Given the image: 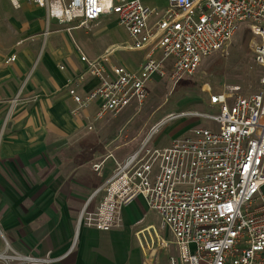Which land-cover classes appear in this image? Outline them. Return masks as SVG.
Listing matches in <instances>:
<instances>
[{
    "label": "built area",
    "instance_id": "built-area-1",
    "mask_svg": "<svg viewBox=\"0 0 264 264\" xmlns=\"http://www.w3.org/2000/svg\"><path fill=\"white\" fill-rule=\"evenodd\" d=\"M23 1L10 0L15 8ZM30 1L48 7L51 0ZM58 2L68 23L115 15L132 41L127 49L145 53L141 69L134 72L109 66L107 58L89 60L77 47L86 74L97 78L99 86L83 97L76 88L86 76L68 80L73 116L95 102L97 121L134 103L143 105L155 79L192 76L244 26L260 40L255 61L264 68V0H169L163 13L140 0ZM15 60L13 56L7 63ZM261 83V91L248 97L212 96L210 105L218 112L203 117L213 127L196 128L169 147L148 144L164 124L187 115L170 116L154 127L138 151L116 163L113 176L98 191L104 193L98 209L82 211L78 226L85 221L88 228L110 232L121 221L123 210L140 200L160 217L159 228L144 230L151 251L168 248L159 231L174 238L179 262L172 258L171 264H264V77ZM95 170H102V165ZM0 237L4 238L1 230ZM11 259L29 264L62 261L50 256Z\"/></svg>",
    "mask_w": 264,
    "mask_h": 264
},
{
    "label": "crops",
    "instance_id": "crops-1",
    "mask_svg": "<svg viewBox=\"0 0 264 264\" xmlns=\"http://www.w3.org/2000/svg\"><path fill=\"white\" fill-rule=\"evenodd\" d=\"M80 21L65 22L58 0L48 7L24 0L20 8L0 0V253L6 246L25 256L60 258L57 264H143L141 250L151 248L142 249L122 232L77 229L80 212L98 209L104 197L98 191L116 169L106 173L112 156L99 176L77 164L76 155L67 157L79 149L72 148L85 129L93 131L99 122L96 102L78 116L71 114L68 80L86 76L76 88L83 97L99 86L86 74L77 47L89 60L107 58L109 66H130L125 54L108 59L120 51L141 53L142 64L145 57L127 49L131 43H114L111 30L120 26L115 15ZM13 56L16 60L7 63ZM139 207L147 209L140 200L126 208L125 227L137 222Z\"/></svg>",
    "mask_w": 264,
    "mask_h": 264
},
{
    "label": "rangeland",
    "instance_id": "rangeland-1",
    "mask_svg": "<svg viewBox=\"0 0 264 264\" xmlns=\"http://www.w3.org/2000/svg\"><path fill=\"white\" fill-rule=\"evenodd\" d=\"M140 1L159 13H163L169 3V0ZM111 31L114 43H121L122 45L132 43L123 27L116 26ZM259 42V38L251 28L244 26L228 46L205 59L192 76H184L176 80H173L171 76L166 79H155L149 85L148 97L143 105L134 103L121 113L110 115L99 121L93 131L85 129L81 141L76 145L78 147L72 148L79 149L68 152L69 161L76 155L77 158L74 159L77 164L85 163L93 172L92 174L99 176L102 170L96 171L95 167L102 165L103 168L105 161L109 156H112L111 160L106 163V173L109 175L116 168L115 161H122L128 155L138 151L150 136L153 128L170 116L187 115L160 127L158 132L149 140V148L169 147L175 139L188 136L196 128L213 127L214 123L203 117L206 115L213 116L218 112V108L210 105L212 96L227 94L231 98L236 96L248 97L261 91L264 68L255 61V48ZM120 54H125L127 57L125 66L130 63V66L127 67L130 71L140 70L143 62L141 53L120 51L114 57H111V54L108 59L116 58ZM126 210H123L121 221L112 231L122 232L126 239H131L133 243H138L139 246L138 235L143 232L142 246L151 248L146 238L147 231L144 230L148 229L149 225L159 228L160 217L148 209L139 207L136 212L137 222L134 221L132 226L125 227L124 214ZM82 211L77 219V229L79 230L81 227H86L85 221L78 226ZM86 212L94 213L96 210L92 212L86 210ZM159 235L169 244L168 248L166 250L155 248L151 252L141 250L143 264H171L172 258L179 262V254L173 243V236L167 231H159ZM76 244L77 239L74 238L71 253L76 249ZM4 247V251L0 253L2 257L0 264H29L12 260V257L25 255L15 253L6 246ZM39 258L43 259L44 257ZM50 258L55 259L51 256Z\"/></svg>",
    "mask_w": 264,
    "mask_h": 264
}]
</instances>
